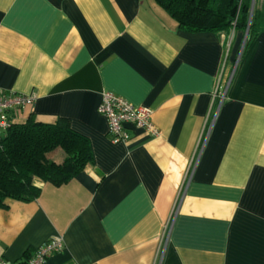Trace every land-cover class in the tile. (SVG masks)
I'll return each mask as SVG.
<instances>
[{
    "label": "crops",
    "instance_id": "obj_1",
    "mask_svg": "<svg viewBox=\"0 0 264 264\" xmlns=\"http://www.w3.org/2000/svg\"><path fill=\"white\" fill-rule=\"evenodd\" d=\"M245 39L185 30L156 0H0V91L34 97L13 122L65 118L92 151L0 208V258L57 236L45 264H264V31ZM105 90L151 109L159 134L112 142Z\"/></svg>",
    "mask_w": 264,
    "mask_h": 264
},
{
    "label": "trees",
    "instance_id": "obj_2",
    "mask_svg": "<svg viewBox=\"0 0 264 264\" xmlns=\"http://www.w3.org/2000/svg\"><path fill=\"white\" fill-rule=\"evenodd\" d=\"M181 27L189 31L229 33L244 29L246 44L264 31V8H251L252 0H156ZM252 10V13H251ZM60 149L61 162L48 153ZM88 139L70 127L65 118L47 124L29 118L13 122L0 139V208L8 200L35 199L40 188L35 179L61 185L91 160Z\"/></svg>",
    "mask_w": 264,
    "mask_h": 264
},
{
    "label": "built area",
    "instance_id": "obj_3",
    "mask_svg": "<svg viewBox=\"0 0 264 264\" xmlns=\"http://www.w3.org/2000/svg\"><path fill=\"white\" fill-rule=\"evenodd\" d=\"M234 69L231 70L225 81L219 78L217 82L213 95L219 99L220 103L225 97ZM33 102L34 97L31 95L15 92L5 94L0 91V139L13 123V118L18 117L26 107L32 106ZM98 112L106 118L108 136L114 143L129 142L133 129H142L152 136L159 134L158 128L153 123L151 109L137 106L112 91L102 92ZM63 248L64 243L61 237H51L38 247L23 264H45L50 255L63 250ZM0 264H7V262L0 258Z\"/></svg>",
    "mask_w": 264,
    "mask_h": 264
},
{
    "label": "rangeland",
    "instance_id": "obj_4",
    "mask_svg": "<svg viewBox=\"0 0 264 264\" xmlns=\"http://www.w3.org/2000/svg\"><path fill=\"white\" fill-rule=\"evenodd\" d=\"M252 6H251V8H255L258 4H259V0H252ZM245 34H247L248 35V32L245 30ZM245 42H246V39H245ZM244 42V45H246V43ZM244 47V46H243ZM242 47V48H243Z\"/></svg>",
    "mask_w": 264,
    "mask_h": 264
}]
</instances>
